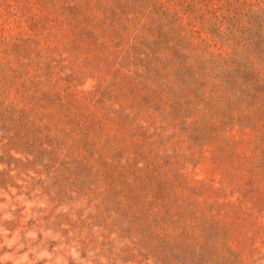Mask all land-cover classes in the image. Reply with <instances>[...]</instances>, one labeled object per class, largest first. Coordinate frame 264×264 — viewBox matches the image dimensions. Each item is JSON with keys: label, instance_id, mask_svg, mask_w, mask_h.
Segmentation results:
<instances>
[{"label": "rangeland", "instance_id": "obj_1", "mask_svg": "<svg viewBox=\"0 0 264 264\" xmlns=\"http://www.w3.org/2000/svg\"><path fill=\"white\" fill-rule=\"evenodd\" d=\"M0 264H264V0H0Z\"/></svg>", "mask_w": 264, "mask_h": 264}]
</instances>
